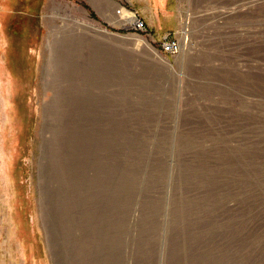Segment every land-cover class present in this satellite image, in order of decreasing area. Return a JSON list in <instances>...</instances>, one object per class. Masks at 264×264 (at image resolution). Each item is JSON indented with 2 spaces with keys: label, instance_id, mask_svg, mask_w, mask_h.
I'll return each mask as SVG.
<instances>
[{
  "label": "rangeland",
  "instance_id": "obj_1",
  "mask_svg": "<svg viewBox=\"0 0 264 264\" xmlns=\"http://www.w3.org/2000/svg\"><path fill=\"white\" fill-rule=\"evenodd\" d=\"M114 1L0 0V264H264V0Z\"/></svg>",
  "mask_w": 264,
  "mask_h": 264
},
{
  "label": "trees",
  "instance_id": "obj_2",
  "mask_svg": "<svg viewBox=\"0 0 264 264\" xmlns=\"http://www.w3.org/2000/svg\"><path fill=\"white\" fill-rule=\"evenodd\" d=\"M119 142H120V140H118V139H115V141L113 140L112 142L109 139L108 143H107L106 139H104V138L101 139V143H100L101 146L100 147L103 149L102 152L103 151L107 152V151L110 150V152H109L110 158H106V160L108 161L107 165L105 164V166H100L101 167L100 171H98L99 174L95 175L93 179H95V183H97V186H99V187H97V189H99L100 194L102 195L101 196V201H102L103 204H106V201H107L105 199V196H108V195H111V194H115V195H117L119 197V199L117 200L118 204L120 203V200H121L120 199V188L122 187V184H124L123 182H125V181L123 180V177H122V174H123V171L121 170L122 169V162L121 163H119V162L115 163L116 162V160H115V152H116V150H115V147H114ZM81 143H83V141H81L79 143V148H82ZM118 145H120V144H118ZM116 149H117V147H116ZM79 155H80V153H79V151H77L76 157L78 158ZM104 160L105 159H102V162H104ZM80 178L83 179V181H80V182H84L85 179L87 180V176L86 175H83V177H80ZM104 186H105V189H104ZM102 188L104 190V193L101 190ZM110 188H112V189H110ZM90 200L91 199L89 197H87L84 201H86L87 204H90ZM77 202H78V199H77ZM117 208H118V205H115V209L116 210L113 213L108 214V210L109 209L107 208V204H106V208L104 210H102V211H101V206H100V211L103 213V215L106 214L105 218H107L108 221H109V215L117 214V212H118ZM94 213H95V211L93 210V215H94ZM84 214H85V217L90 216L89 210H88V212H85ZM96 215H97V220L95 222H96L98 228L101 229V224H100V221H99V215L97 214V211H96ZM108 223H110V221ZM115 227H117V226L115 225ZM115 229L116 228H114V232H115ZM99 243H100V241H99ZM106 244H104V245H106ZM111 244H113V243L110 242L107 245L110 247Z\"/></svg>",
  "mask_w": 264,
  "mask_h": 264
},
{
  "label": "built area",
  "instance_id": "obj_3",
  "mask_svg": "<svg viewBox=\"0 0 264 264\" xmlns=\"http://www.w3.org/2000/svg\"><path fill=\"white\" fill-rule=\"evenodd\" d=\"M131 28L137 32L145 33L146 29L144 26V22L139 18L134 16V22L131 25ZM167 40V38H165ZM162 48L166 53L174 54L173 52H176L179 50L178 45H175L173 42H164L162 43Z\"/></svg>",
  "mask_w": 264,
  "mask_h": 264
},
{
  "label": "crops",
  "instance_id": "obj_4",
  "mask_svg": "<svg viewBox=\"0 0 264 264\" xmlns=\"http://www.w3.org/2000/svg\"><path fill=\"white\" fill-rule=\"evenodd\" d=\"M85 4L90 7L93 11H94V6L96 5L95 2L97 0H85ZM116 2L114 0H107V2L105 3V6L109 5L108 7L113 10V4H115ZM104 5V3H102ZM94 8V9H93ZM95 12V11H94ZM117 13V12H116Z\"/></svg>",
  "mask_w": 264,
  "mask_h": 264
},
{
  "label": "bare ground",
  "instance_id": "obj_5",
  "mask_svg": "<svg viewBox=\"0 0 264 264\" xmlns=\"http://www.w3.org/2000/svg\"><path fill=\"white\" fill-rule=\"evenodd\" d=\"M120 11H121V13H120ZM123 12V13H122ZM127 14V12L125 11V9H123V8H120L119 10H118V12H117V15H121L122 17L123 16H125ZM127 16H131V17H133V18H129V23L131 24V23H133L134 22V15H132V14H128V15H126L125 17H127ZM125 17H124V19H125ZM132 25V24H131Z\"/></svg>",
  "mask_w": 264,
  "mask_h": 264
}]
</instances>
